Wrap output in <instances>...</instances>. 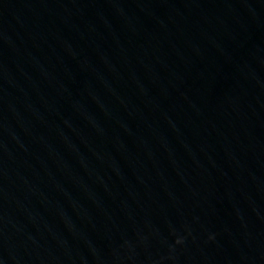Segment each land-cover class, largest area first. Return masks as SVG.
<instances>
[{
    "label": "water",
    "instance_id": "obj_1",
    "mask_svg": "<svg viewBox=\"0 0 264 264\" xmlns=\"http://www.w3.org/2000/svg\"><path fill=\"white\" fill-rule=\"evenodd\" d=\"M0 264H264V0H0Z\"/></svg>",
    "mask_w": 264,
    "mask_h": 264
}]
</instances>
